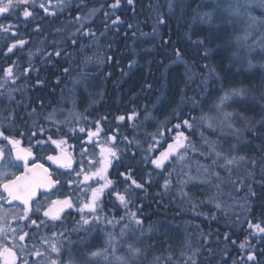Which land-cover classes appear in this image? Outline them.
<instances>
[{"label":"trees","instance_id":"1","mask_svg":"<svg viewBox=\"0 0 264 264\" xmlns=\"http://www.w3.org/2000/svg\"><path fill=\"white\" fill-rule=\"evenodd\" d=\"M223 1L134 0L133 5H128L122 0L116 15L123 22L112 26L108 21L109 29L105 31L103 13L111 11L108 5L112 0H69V7L62 13L58 12L57 17H48L42 25L47 29L46 34H50L49 41L58 39L55 29L65 27L78 13L82 15L96 8L99 11L93 22L97 32L95 46H92L90 38L81 41L82 46H87L82 50L61 45L70 55L62 52L60 57L53 55L50 61L42 53H36L32 64L38 71L30 72L26 83L17 81V86L24 91L14 93L17 100L23 101V106L0 102V118L7 115L6 107L15 108L17 122L21 126L24 122L32 124L33 117L29 113L35 108L36 119L45 128L51 129L53 138L67 133L68 146H75L68 149L76 157H79L81 147L79 137L84 136L78 128L95 130L96 121L100 122L98 126L103 130L101 138L105 134H115L119 147H128L131 152L138 153L133 178L144 183L146 191L136 190L132 210L137 211L144 221L140 239L150 253L148 260L158 256V264H165L169 254L173 259L167 264H173V261L184 264L188 256H192L197 264H233V261L236 264H253L246 260L250 248L256 249L259 264H264V256L259 255L260 250H264V240L261 239L264 234L249 227V223L264 226V124L261 123L264 120V68L257 65L258 61L264 60V54L254 46L259 33L264 32V25H254L248 29L253 33L252 38L238 42L236 37L243 35L247 23L223 11L228 5ZM169 4L172 5L171 10ZM217 4L220 6L216 7ZM49 7L57 11L56 0H52ZM208 12L212 13L210 23L206 22L207 17L201 19ZM255 14L259 16V11ZM161 18L164 22L157 23ZM129 24L133 27L129 28ZM100 32L105 34L101 36ZM198 40H204L205 45L194 43ZM3 43L0 40V50H3ZM31 47L34 52L36 49L33 47L43 48L45 52L53 51L50 43L32 44ZM176 48H179L182 59H177ZM205 50L208 51L207 57L204 56ZM26 58L20 57V62L24 63ZM249 59L255 67L249 68ZM6 63H11V60ZM6 63L0 61V66ZM204 65L215 69L219 82H214L216 77L213 76L206 86H202V78L208 76ZM65 68L69 69L67 73ZM221 86L223 90H247L246 96L233 97L226 105L227 111L241 113L245 119H236L235 127L240 131L235 135L228 128L222 131L219 128L215 131L208 129L205 135L212 141L220 140L224 151L228 150L230 143L235 144L236 155L246 156L249 161L255 160L256 165L240 161L233 166L230 174L217 168L224 177L218 194L214 186L216 181L211 184L195 181L183 186L176 179L175 172L169 188L164 189L162 185L167 174H158L152 171L154 166L140 164L141 154H146L143 149L150 142L149 134L156 133L164 125L165 135H169L166 129L179 122L176 111L184 119L198 118L202 111L215 115L209 110L223 95ZM3 100L1 98L0 101ZM65 109H72L74 117L70 114L71 118L61 119L59 111ZM133 111L139 114L137 119L128 120L127 116ZM48 113H54L58 122L42 119ZM121 115L126 117L125 121L117 119ZM65 120L71 123L65 125L62 123ZM57 127L61 129L59 133L55 131ZM69 127H76L77 133H68ZM193 131L192 140L199 147L201 129ZM124 136L134 143L127 145L122 139ZM136 140L140 141L139 149L135 145ZM85 146L89 152L92 151L90 145ZM95 151L98 153L99 148ZM197 160L201 164L210 163V160L192 154L193 175H197ZM117 168L120 172L126 171L113 162L108 176L119 183L121 177L116 175ZM146 172H152L150 184L145 182ZM181 187L184 188L183 193ZM217 203L221 205L219 208ZM104 211L109 216L115 211L123 215L122 208L116 210L111 204L106 205ZM78 219L74 213L67 226L71 227ZM97 231L100 239L96 241V246L102 248L104 233L99 229ZM95 236L96 231H93L91 237ZM72 239L75 241L78 237L73 234ZM135 240L136 237L130 236L128 242ZM246 240L249 241L248 246L240 249V243ZM181 253L184 255L181 256ZM115 255L126 253L120 250ZM73 257L76 261L83 259L75 249ZM95 264L118 262L114 255H109L107 260L97 258Z\"/></svg>","mask_w":264,"mask_h":264},{"label":"snow or ice","instance_id":"2","mask_svg":"<svg viewBox=\"0 0 264 264\" xmlns=\"http://www.w3.org/2000/svg\"><path fill=\"white\" fill-rule=\"evenodd\" d=\"M124 2L133 5L134 0ZM51 4L52 0H0V40L4 42L0 58L5 61L11 60V63L0 66V90H3L0 91V98H4L0 102L23 106V101L17 100L14 93L24 91L17 86V81L26 83L29 73L38 71L32 64L36 53H42L43 57L50 61L53 55L60 57L62 52L70 55L61 45L82 50V47L87 46H82L81 41L90 38L93 41L92 46H95L97 32L93 22L99 9L91 8L82 15L78 13L65 27L55 29V36L58 39L53 38L49 41L50 34H46L47 29L42 27L44 21L48 17H57L58 12L62 13L70 6L69 0H56L57 11H52L49 7ZM121 4L122 0H112L108 5L111 11H104L102 22L105 31L109 29L108 21L112 26H119L123 22L121 17L116 15ZM168 6L171 10L172 5ZM223 11L247 23L243 35L236 37L238 42H246L252 38L253 33L248 29L254 25L258 23L264 25V0H232ZM257 11L259 16L252 15ZM205 17L206 22L210 23L212 13H204L201 19ZM163 22L162 18L157 21ZM128 27L131 28L133 25L129 24ZM155 31L154 28L153 32ZM104 34L100 32L101 36ZM46 43L52 45L53 51L45 52L40 47H37L35 52L32 50V44ZM194 43L199 46L205 45L204 40ZM256 43L260 52L264 54V32L259 33ZM251 51L249 48V52ZM24 53L27 58L21 63L19 54ZM175 55L178 60L182 59L179 48L175 49ZM207 55L208 51L205 50L204 56ZM131 66L130 64L129 67ZM248 66L255 67L251 59ZM260 67L264 68V63H261ZM204 68L208 70V76L202 78V86H206L208 79L213 76L216 77L214 82H219V76L214 68H209L208 65H204ZM68 71V68L64 69L65 73ZM9 85L12 87H8ZM246 95L247 90L242 88L223 90V95L209 110L215 115L202 111L198 118L184 119L176 111L175 115L179 122L166 129L169 135H165L164 125L156 133L149 134L150 142H147V147L143 149V153L146 154H141L140 164L154 166L152 171L158 174L166 173L162 185L166 190L172 183L175 172L176 179L183 186L195 181L208 184L216 181L214 186L218 194L224 177L216 170L217 168L230 174L233 166L240 161H248L252 166L256 165V161H249L246 156L236 155L235 144L230 143L228 150L224 151L221 141L210 140L205 131L208 129L215 131L217 128L222 131L228 128L232 129V135L237 134L240 129L235 127V121L237 118H245L241 113L227 111L226 105L233 97ZM5 111L7 115L0 118V264H95L97 258L107 260L109 255H114L118 264H158L160 260L158 256H154L151 261L148 260L150 253L140 239L144 221L137 215V211L132 210L136 190L146 191L144 183L133 178L138 153L131 152L128 147H119L115 134H105L101 138L103 130L98 126L100 122L96 121L95 130L78 128V132L84 133V136L79 137L81 142L79 161L73 168L75 157L68 151V147L75 146H68L65 138L67 133L65 136L53 138L51 129L45 128L36 119L38 114L35 108L29 113V116L33 117L32 124L24 122L23 126L17 122L15 108L6 107ZM138 115L133 111L127 119L135 121ZM42 119L51 123L58 122L54 113H48ZM117 119L125 121L126 117L121 115ZM62 123L68 125L71 121L65 120ZM261 123L264 124V120ZM197 128L201 129L199 147L192 140L195 134L193 129ZM55 131L59 133L61 129L57 127ZM116 131L118 132V129ZM68 133H77V128L69 127ZM122 139L127 145L134 143L127 136ZM85 145H90L92 151L89 152ZM135 145L139 149L140 141L136 140ZM96 148H99L98 153L95 151ZM192 154L210 160L208 164H201L197 160V175H193L191 169ZM47 162L55 165V169H52L51 165L46 166ZM113 162L126 169L120 172L117 168L116 175L121 177L119 183L108 176V170L113 166ZM145 175L147 176L145 182L150 184L152 172H146ZM181 192H184L183 187ZM251 194L255 196V192ZM108 204L116 210L122 208L123 215L115 211L109 216L104 211ZM5 205L13 207L6 208ZM220 206V203L216 204L217 208ZM73 211L79 219L68 227L67 221ZM249 227L264 234V226L261 223H249ZM97 229L104 233L102 248L96 246V241L100 239ZM93 231H96L94 238L91 237ZM73 234L78 237L75 241L72 239ZM130 236L136 237L135 242H128ZM225 239H228L227 235ZM261 239L264 240V236ZM248 244L247 240L241 242L239 248L246 249ZM73 249L80 252L83 257L81 261L74 259ZM120 250L126 255H115ZM183 255L184 253H181V256ZM259 255L264 256V250H260ZM172 259V255L169 254L167 261ZM246 260L259 264L256 249H248ZM189 262L197 264L192 256H188L184 264ZM173 264L178 262L173 261ZM233 264L236 262L233 261Z\"/></svg>","mask_w":264,"mask_h":264},{"label":"rangeland","instance_id":"3","mask_svg":"<svg viewBox=\"0 0 264 264\" xmlns=\"http://www.w3.org/2000/svg\"><path fill=\"white\" fill-rule=\"evenodd\" d=\"M223 2H227V4H228V3L232 2V0H225V1H223ZM252 15H255V16H256L255 12L252 13ZM231 17H234V16H231ZM234 18H238V17H234ZM238 19H241V18H238ZM241 20H243V19H241ZM255 41H256V40H255ZM253 44H254V43H253ZM252 46H253V45H252ZM254 46H255L256 48L259 49V45H258L257 43H255ZM33 48L36 49L37 47H33ZM255 50H256V49H255ZM261 63H264V60H263L262 62L258 61V62H257V65L260 66ZM8 87H12V85H9ZM0 91H3V90H0ZM0 100H1V98H0ZM71 110H72V109H65L64 111H63V110H60V111H59L60 118H61V119H65V117H69V118H71V115H70V114H72V111H71ZM72 115H73V114H72ZM73 117H74V115H73ZM78 117H79V115H78ZM79 119H80V117H79ZM5 207H6V205H5ZM6 208H7V207H6Z\"/></svg>","mask_w":264,"mask_h":264},{"label":"flooded vegetation","instance_id":"4","mask_svg":"<svg viewBox=\"0 0 264 264\" xmlns=\"http://www.w3.org/2000/svg\"><path fill=\"white\" fill-rule=\"evenodd\" d=\"M23 56H26V53H25V55H22V54H20V57H23ZM0 61H3V62H7V61H5L3 58H0ZM72 154H73V156L75 157V162H76V165H77V163H78V161H79V157H76V155L74 154V152L72 151ZM51 165V163H49V162H47L46 163V166H50ZM76 167V166H75ZM75 167H73V168H75ZM51 168L52 169H55V165H51ZM15 203V202H14ZM6 207L7 208H12L13 207V205H6ZM74 211L72 212V215L69 217V219H68V221H67V223H69L70 222V219L71 218H73V215H74ZM14 226V225H13Z\"/></svg>","mask_w":264,"mask_h":264},{"label":"water","instance_id":"5","mask_svg":"<svg viewBox=\"0 0 264 264\" xmlns=\"http://www.w3.org/2000/svg\"><path fill=\"white\" fill-rule=\"evenodd\" d=\"M49 163H51V162H49ZM75 164H76V163L74 162V163H73V166H75Z\"/></svg>","mask_w":264,"mask_h":264}]
</instances>
